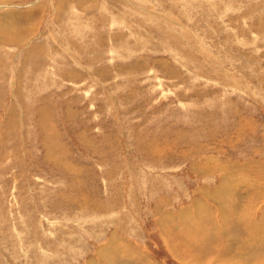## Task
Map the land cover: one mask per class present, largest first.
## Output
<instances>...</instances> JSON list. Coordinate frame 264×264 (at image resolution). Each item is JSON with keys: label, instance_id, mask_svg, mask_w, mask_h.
<instances>
[{"label": "rangeland", "instance_id": "1", "mask_svg": "<svg viewBox=\"0 0 264 264\" xmlns=\"http://www.w3.org/2000/svg\"><path fill=\"white\" fill-rule=\"evenodd\" d=\"M251 227L264 0H0V264H262Z\"/></svg>", "mask_w": 264, "mask_h": 264}, {"label": "crops", "instance_id": "2", "mask_svg": "<svg viewBox=\"0 0 264 264\" xmlns=\"http://www.w3.org/2000/svg\"><path fill=\"white\" fill-rule=\"evenodd\" d=\"M245 199V198H244ZM217 200H218V198H217ZM224 200V199H223ZM219 201V200H218ZM224 208L220 205V207H219V210H223ZM244 227H246V226H244ZM244 227H239L240 229H238L239 230V232H243L242 231V229L244 230ZM251 231L250 232H252V234L250 233V232H248V234H246V236L243 238V242L241 243V248L242 247H245V248H249V249H253V248H256V247H258V246H262V247H264V242H262L261 241V239L260 238H258V235H257V238H256V236H255V228L253 227H251ZM253 229H255V230H253ZM241 238V236L240 237H238V239H240ZM256 240H257V242H256ZM257 245V246H256ZM233 248H235V249H240V248H238V246H235V247H233ZM245 252H246V250H245Z\"/></svg>", "mask_w": 264, "mask_h": 264}, {"label": "bare ground", "instance_id": "3", "mask_svg": "<svg viewBox=\"0 0 264 264\" xmlns=\"http://www.w3.org/2000/svg\"><path fill=\"white\" fill-rule=\"evenodd\" d=\"M4 33H5V32H4ZM23 36H24V35H23ZM32 48H33V47H32ZM38 48H40V47H38ZM32 50H33V49H32ZM37 51H38V50H37ZM37 57H38V56H37ZM38 58H39V57H38ZM38 58H37V59H38ZM34 59H35V58H34ZM34 59H33V60H34ZM31 62H32V61H31ZM162 233H163V232H162ZM258 258H262V256H259ZM219 260H220V259H219ZM261 261H262V260H261ZM261 261H260V262H261ZM197 262H198V261H197ZM260 262H259V263H260ZM194 263H195V261H194ZM226 263H227V262H226ZM226 263H225V264H226ZM105 264H106V263H105ZM262 264H264V261H262Z\"/></svg>", "mask_w": 264, "mask_h": 264}]
</instances>
